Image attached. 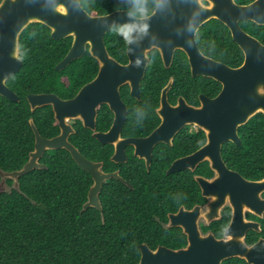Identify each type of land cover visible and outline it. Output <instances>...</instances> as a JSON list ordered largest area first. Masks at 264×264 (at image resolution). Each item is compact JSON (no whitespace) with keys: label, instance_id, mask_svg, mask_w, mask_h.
I'll return each mask as SVG.
<instances>
[{"label":"trees","instance_id":"obj_1","mask_svg":"<svg viewBox=\"0 0 264 264\" xmlns=\"http://www.w3.org/2000/svg\"><path fill=\"white\" fill-rule=\"evenodd\" d=\"M236 1L245 4L253 0ZM81 4L93 15L118 9L133 14L135 11L134 0H81ZM146 4V12L138 17L151 14L157 5L155 0H146ZM240 24L264 43V25L252 20H242ZM121 26L125 25L109 29L104 39L110 55L126 63L128 40L117 31ZM196 38L205 55L232 67L243 63V50L234 41L228 26L219 19L212 18L202 24ZM72 41V36L54 39L51 29L41 22L29 24L21 33L23 64L7 80L20 99L12 101L0 95V169L19 170L29 161L35 146L30 118L45 137L60 132L52 106L32 110L27 98L29 94L56 93L63 99L71 98L96 76L99 63L89 51L65 68H55L69 51ZM149 56L150 62L141 82V100L130 94L128 85L121 88L122 98L129 108L124 135L147 134L159 123L156 108L161 90L170 77H173V83L169 99L173 103L183 95L190 103L197 104L199 93L215 96L222 88V84L211 77L193 76L183 50H176L170 67L164 65L158 49H152ZM112 120V110L103 105L98 114L97 129H108ZM75 128L70 141L83 155L103 161L105 170L117 167L110 159L114 151L111 144H103L94 138L91 129L83 126L80 120L76 121ZM241 133L243 144L234 150L226 147V159L246 177L260 178L264 175V163L252 170H248L247 163L254 152L259 154L258 161L264 160V114L254 115ZM130 154L122 173L132 187L116 178L105 183L100 192L102 213L93 206L83 208L93 179L67 149L48 150L41 158L47 167L21 175L18 188L13 186V179L7 178L10 190L0 191V264H137L140 243L152 246L163 243L173 247L185 244L186 236L179 227L165 228L157 219L165 220L167 210L172 208L166 199V185L172 179L169 180L165 169H158L159 155L147 171L145 167H139L132 152ZM187 185L191 206L192 191L198 184L187 175ZM223 264L248 263L233 257Z\"/></svg>","mask_w":264,"mask_h":264},{"label":"water","instance_id":"obj_2","mask_svg":"<svg viewBox=\"0 0 264 264\" xmlns=\"http://www.w3.org/2000/svg\"><path fill=\"white\" fill-rule=\"evenodd\" d=\"M154 11L143 17L135 16L126 9H118L107 14H90L81 4V0H1L0 2V95L19 101L18 94L12 90L7 80L22 66L20 56V35L31 23L41 22L51 29L54 39L73 37L71 47L65 57L56 65L57 70L65 68L73 60L82 57L87 50L99 63L96 77L83 85L73 98L63 99L56 93H31L28 101L35 110L51 105L54 117L61 129L57 136H43L30 118L35 135L34 150L30 159L19 170L0 169V191L10 190L7 178L14 180L18 188L19 177L34 169H45L41 161L48 150L67 149L75 161L89 171L93 184L88 192V200L83 208L96 207L103 212L100 192L103 184L114 177L131 185L122 178L120 172H106L102 162L90 160L70 141L75 132L70 120L79 118L83 125L92 129L93 136L102 143L115 145L112 156L114 161H126L125 148L132 144L136 154L142 145L148 146L145 155L148 168L155 144L173 137L175 132L186 123H196L207 132V143L196 152L182 160L188 165L210 157L217 175L213 179L197 176L204 189L203 194L213 197L210 203L213 216L217 218L227 196L235 207V215L227 229L228 239H215L213 235H202L197 219L199 207L171 215L172 226H183L189 243L181 249L159 246L152 250L146 243L140 245L141 259L138 264H222L229 257L244 258L249 264H264V240L253 245L244 241L245 231L252 227L251 222L242 217L243 205L264 206L261 193L264 191V177L250 180L237 171L230 170L221 157V145L232 140L241 144L239 126L245 124L255 114H264V43L244 30L242 20H252L264 25V0L250 3H238L236 0H155ZM207 1L208 3H205ZM212 18L225 23L232 33L234 41L244 52V61L240 66L232 67L205 55L199 48L196 33L200 26ZM116 25L132 27L128 40L125 64L110 55L105 44V34ZM147 25L142 30L139 26ZM161 53L164 65L170 67L176 50H183L188 56L193 76L211 77L222 84L220 92L209 97L200 94V105H192L180 96L173 105L168 100V92L173 78L161 92V104L158 113L162 122L149 136L143 138H121L122 128L128 108L122 100L120 87L126 83L131 86V94L141 98V81L146 73L152 49ZM107 103L114 112V121L109 130L96 131L98 107ZM170 131V132H169ZM141 151V150H140ZM214 151V152H213ZM173 166L168 173L178 169ZM187 215L186 223L181 217Z\"/></svg>","mask_w":264,"mask_h":264},{"label":"flooded vegetation","instance_id":"obj_3","mask_svg":"<svg viewBox=\"0 0 264 264\" xmlns=\"http://www.w3.org/2000/svg\"><path fill=\"white\" fill-rule=\"evenodd\" d=\"M204 2L208 3L207 1H204ZM87 51H89V50H87ZM128 61H129V58H128ZM162 61H163V59H162ZM123 64H125V63H123ZM190 69H191V67H190ZM196 76H198V75H196ZM171 78H173V77H170L169 80ZM93 79H91L90 81H92ZM90 81H88V82H90ZM125 85L129 86V90H130V94H131V86L129 83H126L120 87L121 97H122L121 88ZM161 92H162V90H161ZM77 93L74 96H72L71 98L75 97L77 95ZM200 94H205V93L202 92V93L198 94L199 103H197V104L196 103H190L185 98V96H183V95H179L176 102L173 103L169 99V92H168V100L171 104L176 105L178 103L179 97L183 96L188 103L198 106V105H200ZM205 95H207V94H205ZM207 96H209V95H207ZM209 97H214V96H209ZM136 99H138V98H136ZM122 100L124 101L123 98H122ZM138 100H141V98ZM160 104H161V95H160L159 106H160ZM103 105H107L110 108V106L107 103H102L98 107V114H99L100 109L103 107ZM126 105H127V103H126ZM159 106L156 108V112L160 118V121L149 133L144 134V135H124V133H123V128L125 125V122H124L122 132H121V138H127V137L143 138V137L149 136L156 128H158L160 126V124L162 122V118L159 115L158 110H157L159 108ZM127 108H128V105H127ZM112 112H113V110H112ZM128 112H129V108H128ZM98 114H97V118H98ZM114 116L115 115L113 112L112 123L114 121ZM127 116H128V113H127ZM97 118H96V131L105 132V131L110 129L112 123H111L110 127L106 130L97 129ZM126 119H127V117H126ZM126 119H125V121H126ZM77 120H80L82 122V120L79 118H72L70 120L73 128L75 129V132H76L75 124H76ZM249 121L250 120H248L245 124L249 123ZM82 124H83V122H82ZM245 124L239 126V128H238V134H239V137L241 140V144H237L232 140H228V141L223 142V144L221 145V157H222L223 161L225 162V164L227 165V167L230 170L239 172L244 177H246V176L240 170L236 169L234 167V165L232 166L231 164H229V162L227 161L226 156L224 154V150L226 149V147L230 148L231 150H234L236 146H241L243 144L244 140H243L241 132H242V128ZM86 128H88V127H86ZM91 131H92V136H93L94 131L92 129H91ZM60 132H61V129H60ZM72 134L73 133H71V135ZM57 135H55V136H57ZM94 138H96V137H94ZM203 138L205 140L202 143H199L201 140H203ZM97 140H99V139H97ZM207 141H208L207 132L204 128H202L200 125H198L196 123H186L183 126H181V128H179L175 132L173 137L167 136L166 140H162L153 146L150 168H148L147 160H146V156H145L148 153V146H146V145H142L139 148L141 150V151L139 150V152H141V153H138V154H136L135 145H132V144L127 145L125 148V151L127 154V160L117 162V161L112 160V156L115 152V145L111 144V143H106V144H111L114 148V151L110 156V159L113 162H115L117 167L113 170H105L103 168V165H104L103 161H99V160H95V159H91V158L87 157L90 160H93L96 162H102L103 163L102 169H104V171H106V172H115V171L120 172L122 178H124L125 180L130 182L128 179L125 178L124 174L122 173L124 170L123 164L128 163V161L130 160V155H131L130 152H132V155L135 157L136 164H138L139 167H145V169L147 171L151 170L155 159L159 155L161 160L158 163V169L159 170L165 169V173L168 175L169 180L172 179V182H170L166 185V199H167V205L174 208V209L171 208V209L167 210V212H166L167 216H166L165 220L160 218V217H157V219H158V221H160V223L165 228L179 227L186 236V243L183 244L182 246L173 247L171 245H167V244H163V243H157L155 246H152L149 243L143 242V243H146L152 250H156L159 246H165V247H168L171 249H181V248H184L188 245V243H189L188 235L185 232L184 227L183 226H177V225L176 226L171 225V221H172L171 215L178 214L182 208L185 211H189V210L194 209L197 206L199 207V216L197 219V224H198L199 230L201 231L202 235H213L215 237V239H228L230 237V236L226 235V233H227L226 231L229 228V226L232 222V219L235 215V207H234L233 203L231 202V200L227 196L223 206L219 210V216L217 218H214V219L209 218V216L212 217L214 215L213 214L214 212H211V208H210V203L214 199L211 196H208V195L206 196L203 194L204 189L201 187V185L198 183V181L196 179L197 176H203L207 179H213L217 175V171L213 167V163H212L210 157L207 156L206 158L199 160L195 163H191L189 165L187 162H184L182 160L184 157H186V156L196 152L197 150L201 149L207 143ZM186 144L189 146V150H187ZM260 156H261V154H260ZM258 157H259V154L254 152L253 157L247 163L248 170H252L253 168L257 167V165H259V164H261L263 166L262 163H264V160L258 161ZM176 163L179 164L180 168L175 169L174 171L168 173V171L173 166H176ZM130 168H132V167L130 166ZM248 172H251V171H248ZM187 175H191L198 184V187L194 186L195 188L192 191L193 192V197H192L193 204H191V206H189L190 201H189V197H188L190 194L187 193V187H188ZM263 177H264V175L260 178H248V177H246V178L250 179V180H259V179H262ZM112 178H114V177H112ZM112 178L105 181L104 184L108 183ZM92 179H93V177H92ZM118 180H120V179H118ZM120 181L123 182L122 180H120ZM93 182H94V180H93ZM124 184H126V183H124ZM126 185H128V184H126ZM8 186H9V184H8ZM128 186L131 187L130 185H128ZM261 198L264 200V191L261 193ZM253 206H254V208L250 207V206L243 205V208H242V217H243L244 221L252 223V227H249L245 231V236H244V241L248 245H253L254 243H256L257 241H259L261 239L264 240V206L261 204L257 205L255 203L253 204ZM187 218H188L187 215H184L183 217H181V222L186 223ZM141 244L142 243H140V245ZM140 245H139V247H140ZM236 257L237 256H234V258H236ZM230 258H233V257H229V258L224 259L222 261V264ZM238 258H241V257H238ZM140 259H141V249H140ZM140 259H139L138 263L140 262ZM242 259H244V258H242Z\"/></svg>","mask_w":264,"mask_h":264},{"label":"clouds","instance_id":"obj_4","mask_svg":"<svg viewBox=\"0 0 264 264\" xmlns=\"http://www.w3.org/2000/svg\"><path fill=\"white\" fill-rule=\"evenodd\" d=\"M134 14L136 16H142L147 10V4L146 0H134ZM142 30L147 29V25H141L139 26ZM118 32H120L122 35H124L126 40L131 39V33L134 31L132 27H126V26H121L120 28L117 29Z\"/></svg>","mask_w":264,"mask_h":264}]
</instances>
